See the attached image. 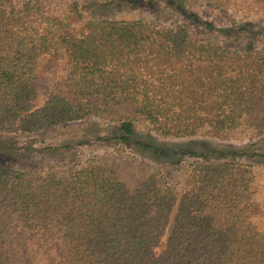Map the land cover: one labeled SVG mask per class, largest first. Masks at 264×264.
<instances>
[{
  "label": "trees",
  "instance_id": "trees-1",
  "mask_svg": "<svg viewBox=\"0 0 264 264\" xmlns=\"http://www.w3.org/2000/svg\"><path fill=\"white\" fill-rule=\"evenodd\" d=\"M144 7L168 22L114 16ZM263 15L264 0H0V150L111 149L0 165V264H264Z\"/></svg>",
  "mask_w": 264,
  "mask_h": 264
},
{
  "label": "rangeland",
  "instance_id": "rangeland-1",
  "mask_svg": "<svg viewBox=\"0 0 264 264\" xmlns=\"http://www.w3.org/2000/svg\"><path fill=\"white\" fill-rule=\"evenodd\" d=\"M114 16L119 19H138V18H150V19H157L161 22H168L169 15L164 14L160 10H155L149 7L141 8L137 11H116L114 13ZM257 23L264 26V15L257 20ZM45 61H42L40 63V66H43ZM90 128L84 127L83 125H73L71 127L67 128H61L57 130L48 131L45 134H42L40 137H37L38 140L35 141V146L38 149L45 148L48 145H61L62 142H74L76 139V135H79L86 129ZM25 138L20 137V139L11 137L8 139L7 142H9L10 147L17 146L20 150L19 152H14L11 154L14 155H8L7 153H4L0 150V165L7 164L9 166H14L18 168H41L45 166L49 167H55L59 168L61 166H69L74 160L78 158H84V157H92L94 155L103 154L105 152H110L111 149L106 144H94L93 146H85L83 152H79L76 148H73L71 151L61 154L58 156H52L49 155L48 152L43 151L40 153L39 151L33 152L32 154L26 153L22 148H24L25 145ZM5 141H0V143H4ZM213 144L216 147L224 148L226 146H229L228 144H221L219 142H213ZM264 145V144H262ZM253 148L262 149V146L260 143H256V146H249L250 150H253ZM259 150V151H260ZM140 159H143L141 156H138ZM259 164H262L264 168V162L261 160ZM159 166V165H156ZM159 167H162L163 170L166 172L171 171L173 175L172 168L167 165H161ZM262 215V221L261 224L264 226V211L261 213Z\"/></svg>",
  "mask_w": 264,
  "mask_h": 264
}]
</instances>
